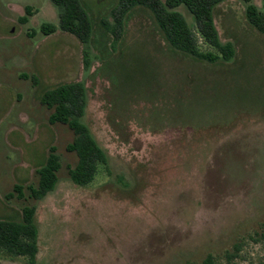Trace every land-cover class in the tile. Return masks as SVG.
Instances as JSON below:
<instances>
[{
	"label": "rangeland",
	"instance_id": "rangeland-1",
	"mask_svg": "<svg viewBox=\"0 0 264 264\" xmlns=\"http://www.w3.org/2000/svg\"><path fill=\"white\" fill-rule=\"evenodd\" d=\"M79 2L91 23L86 45L58 28L50 0H0V218L35 205L34 264H202L207 254L215 264L264 263V35L247 3L214 7L235 55L210 63L172 48L145 6L126 12L116 38L118 0ZM176 9L194 28L188 9ZM45 23L56 30L44 34ZM77 81L86 88L81 121L110 171L101 166L85 186L68 174L73 132L49 123L40 103L45 90ZM51 146L58 180L34 200L27 187ZM0 264L28 263L1 255Z\"/></svg>",
	"mask_w": 264,
	"mask_h": 264
},
{
	"label": "trees",
	"instance_id": "trees-1",
	"mask_svg": "<svg viewBox=\"0 0 264 264\" xmlns=\"http://www.w3.org/2000/svg\"><path fill=\"white\" fill-rule=\"evenodd\" d=\"M57 8L59 25L62 31L73 34L78 40L87 44L91 35V23L85 9L79 0H50ZM225 0H118L111 15L113 25L111 31L117 38L122 27V18L128 10L141 5L151 10L160 30L168 44L175 50L189 54L195 58L214 63L229 61L235 55L231 42L222 43L213 19V9ZM247 5L245 16L248 22L264 35V0H261L263 10H259L244 0ZM184 6L193 15L194 28H191L184 15L176 8ZM27 14L30 8L27 7ZM26 22L27 18H21ZM44 34L56 30L50 23L42 24ZM209 47L208 50L199 48L198 41ZM87 56V51H84ZM87 59L85 57V66ZM40 103L51 112L48 122L61 123L73 132V139L66 145V150L75 152L77 161L68 168V174L73 183L85 186L92 182L102 166L109 173L108 158L104 149L97 143L89 128L81 121L86 106V88L82 82H69L47 89L40 98ZM60 168L59 156L54 146L49 148L47 158L38 169L36 186H28L29 197L34 200L42 199L52 191L58 180ZM13 192L22 198V186L15 184ZM13 192L7 193L6 198L12 197ZM36 207L24 205L19 218H0V256L10 258L23 257L28 264H34L38 252V229L35 223ZM264 236V235H263ZM240 248L239 243L233 245V252L227 251L228 259L234 257ZM202 264H215L211 254L203 259ZM264 264V263H260Z\"/></svg>",
	"mask_w": 264,
	"mask_h": 264
}]
</instances>
